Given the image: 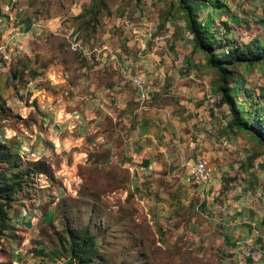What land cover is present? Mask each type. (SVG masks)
Listing matches in <instances>:
<instances>
[{"label":"rangeland","instance_id":"rangeland-1","mask_svg":"<svg viewBox=\"0 0 264 264\" xmlns=\"http://www.w3.org/2000/svg\"><path fill=\"white\" fill-rule=\"evenodd\" d=\"M188 2L197 9L198 0ZM222 3L217 11L205 3L198 13L212 14L217 36L260 37L264 0ZM175 6L176 0H0V140L22 160H44L52 171L51 179L36 174L10 209L0 264H63L40 253L56 246L63 219L89 226L105 264H260L264 232L246 234L242 213L226 196L199 198L197 185L181 181L189 153L145 175V186L122 166L139 119L160 125L182 116L179 131L193 137L208 130L197 106L217 110L211 116L223 122L227 113L213 105L215 71L202 53L190 52ZM233 71L240 92L250 94L248 109L260 106L264 122V61ZM182 99L195 107L178 105ZM215 131L202 134L214 138ZM232 136V148L223 147L232 163L249 148L263 153L249 132Z\"/></svg>","mask_w":264,"mask_h":264},{"label":"trees","instance_id":"trees-1","mask_svg":"<svg viewBox=\"0 0 264 264\" xmlns=\"http://www.w3.org/2000/svg\"><path fill=\"white\" fill-rule=\"evenodd\" d=\"M208 2L212 11L224 7L222 0H198L197 9L188 0H176L175 7L182 11L184 28L190 37V52L202 53L203 64L215 71L216 77L210 83L212 93L216 94L213 105L215 108L224 106L227 111L223 116L224 130L232 135L238 130L249 132L250 136L262 145L261 151L264 154V122L259 116L261 107L254 106L252 111L248 109L250 94L240 92L241 81L234 77L233 71L236 65L264 61V26L261 38L255 35L245 42L217 36L213 31L215 27L211 24L215 21L212 14L206 11L204 17H198L200 9ZM98 8L97 2L90 4L92 18L96 16ZM172 8L171 6L168 11ZM218 22L229 31L227 22ZM39 173L52 178V171L46 161L22 160L5 141L0 140V233L9 228L10 209L19 198L23 187L30 184L33 177ZM231 179L232 177H227L223 181ZM225 185L221 186L219 193L226 190ZM62 222L63 234L58 235L56 246L48 252L40 253L49 259L62 258L63 264H98L97 261L105 264L96 242V235L90 231L87 224L73 227L64 219Z\"/></svg>","mask_w":264,"mask_h":264},{"label":"crops","instance_id":"crops-1","mask_svg":"<svg viewBox=\"0 0 264 264\" xmlns=\"http://www.w3.org/2000/svg\"><path fill=\"white\" fill-rule=\"evenodd\" d=\"M209 86L211 90L210 83ZM200 95L201 92L196 90L194 96L200 98ZM191 101L182 99L178 105H183L185 109L195 107V101ZM197 107L200 113H206L203 115L207 122L205 128L208 130L202 129L195 132L193 137H189L185 131H179L180 128L185 127V119L182 116L177 117V120L171 124L167 120L160 125L158 123L153 125L144 118L139 119L136 122V129L125 141L129 151L122 166H125L130 173L138 175L139 178L136 181L145 186L147 185L143 180L146 179L144 178L145 175H156L163 166H168L170 161H173L182 151L186 155L189 153L186 159L202 158L210 168L212 177L208 183L197 185L195 194L199 198H202V196L212 197L219 193L222 185L226 184V190L220 195L226 196L225 201L236 207L234 211L239 209L242 213L240 219L242 225L245 226L244 232L250 235L255 228L260 232H264V154H257L249 148L246 153L240 154V159H237L235 163L227 160L231 155L227 154V150H224V148H232V134L222 130L224 129V122L221 118L211 116V111L218 115L217 110L209 108L205 111L203 104ZM161 111L166 110L161 108ZM178 120L180 123H178ZM213 129L219 135H215L214 138L203 136L202 133ZM175 130H177V133ZM222 175H229L225 177H232V179L223 181L221 179ZM181 181L191 183L186 181L184 171ZM238 225V222H235L234 228L238 227V233L243 235V230ZM238 237L242 238L243 236ZM261 259L259 260L260 264H264V256H261ZM247 260L251 259L247 258Z\"/></svg>","mask_w":264,"mask_h":264},{"label":"built area","instance_id":"built-area-1","mask_svg":"<svg viewBox=\"0 0 264 264\" xmlns=\"http://www.w3.org/2000/svg\"><path fill=\"white\" fill-rule=\"evenodd\" d=\"M75 46V43H72ZM136 76V75H135ZM134 81L140 83V77L136 76ZM209 100H213L211 95H207ZM182 168L185 174L186 181L195 185H204L208 183L212 177L210 168L202 158L186 159L182 162Z\"/></svg>","mask_w":264,"mask_h":264}]
</instances>
